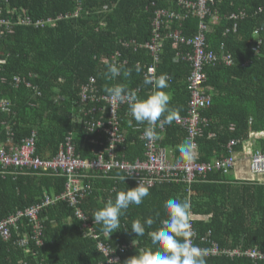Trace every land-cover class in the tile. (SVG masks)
<instances>
[{
	"label": "trees",
	"instance_id": "obj_1",
	"mask_svg": "<svg viewBox=\"0 0 264 264\" xmlns=\"http://www.w3.org/2000/svg\"><path fill=\"white\" fill-rule=\"evenodd\" d=\"M196 2V0H186ZM180 0H8L2 2L0 18L7 24L0 41V99L10 105L0 111V138L13 146L35 135L36 154L43 160L53 159L72 135L76 155L93 160V151L103 149L90 143L96 135L90 133L77 116L82 112L79 92L91 77L104 92L105 87L117 84L127 90L140 89V99L152 92L145 85L143 71L152 64L150 54L140 46L154 35L155 11L173 10L180 19L165 20L160 33L164 39L159 74L169 75L172 82L164 91L172 98L169 107L179 109V117L188 113L190 90L188 79L192 60H177L187 52L193 56V45L177 43L172 33L180 31L186 38L197 33L199 23H209L205 32L207 51L219 57L222 51L230 54L233 65L205 66L206 86L215 88L211 106L202 112L207 119L201 125L198 142V162L208 163L230 156L228 144L238 141L235 156L243 150L251 132L260 133L254 149L264 153V0H217L210 13L198 16V9L180 5ZM245 13L242 20H229L232 14ZM215 15L219 21L212 23ZM30 19L29 25L20 24ZM54 23L52 25L51 22ZM44 26L36 27L34 23ZM237 23V31H233ZM11 31V32H9ZM257 32V34H255ZM127 43L128 46H123ZM116 52L128 64L121 75L108 79L106 60ZM137 67L140 71L137 72ZM131 69V75L127 70ZM26 78L35 86L14 85L13 78ZM4 78L3 82L1 79ZM90 106L86 109H89ZM121 129L126 132L125 144L117 151L120 160H144V142L140 134L148 126L137 124L128 106L120 113ZM166 115V114H165ZM164 117L162 116L161 119ZM131 121V123H130ZM140 127V129H138ZM158 131L159 146L174 149L178 163V147L187 140V131L173 121ZM188 141V140H187ZM236 160L238 158L236 157ZM121 176L122 172H114ZM66 179L42 173H20L0 176V221L17 211L25 210L44 200L45 195L58 196L65 190ZM117 192L134 188L130 182L99 180L92 195L81 204L100 241L113 248L131 246L119 253L118 264L151 246L148 232L158 229L167 218L165 202L170 198L190 202L191 217L197 233V246L212 243L222 250L257 248L264 253V177L237 179L234 170L215 171L205 178L198 176L188 186L185 183L162 184L149 188V195L139 205H130L120 219V229L110 234L101 224H95L93 213L108 199L115 200ZM159 214V215H157ZM43 223V245L30 240L27 221L19 223L9 241L0 237V264H104L106 257L98 250L97 241L85 237L82 222L75 209L60 201L39 214ZM152 217L155 223L146 226L144 236H136L131 224L136 219ZM29 238V245L19 242ZM134 241V243H133ZM206 264H264L244 257H204Z\"/></svg>",
	"mask_w": 264,
	"mask_h": 264
},
{
	"label": "built area",
	"instance_id": "obj_2",
	"mask_svg": "<svg viewBox=\"0 0 264 264\" xmlns=\"http://www.w3.org/2000/svg\"><path fill=\"white\" fill-rule=\"evenodd\" d=\"M217 0H196V2L180 0V5L186 8H196L202 17L210 13L211 6L215 4ZM2 2H8V0H0V14ZM245 13L232 14L229 16V20H242ZM176 18L180 19V14L177 15L173 10L158 9L155 11L154 20V35L150 42L140 47L150 54L152 58V64L145 66L143 75L150 73L154 76H159V64L161 63V52L163 46V37L160 33L164 26L165 20L168 23L173 22ZM218 20V18L215 17ZM30 19H24L20 24L29 25ZM49 22H51L49 20ZM54 25L53 22H51ZM7 22L0 18V41L4 34L3 26ZM36 27L44 26L42 22L34 23ZM203 32L197 35L194 40L186 41L181 38L178 33H175L172 37L177 43L185 44L186 46L193 45L195 50L193 56H190L187 52L179 54L176 57L177 60H192V70L188 79L190 90V101L188 103L187 116L179 118L176 124L180 125L187 131V140L193 146L192 159L185 163H175L174 160L169 158V154L165 148L159 146V132L164 131V127H155V136L152 141L146 139L143 135L144 130L140 134V140L144 142V160L136 159L134 162L127 160H120V155L117 151L119 147L125 144L126 132L121 129L122 118L121 111L124 107L128 106V103H120L111 99L107 93L101 92V88L97 87V81L94 77H91L86 84H84L79 92L83 110L81 114L77 116L80 123H83L87 130L95 134L94 138H91L90 143L102 147L93 151L96 158L93 160L82 159L76 155V146L74 144L72 135H69L64 144L61 146L58 154L50 160H43L36 154V141L33 134L30 138L24 139L20 145L13 146L10 143L9 135L8 142H3L0 138V176H15L20 173H42L57 177H63L66 179L65 190L58 196L45 195L44 200L40 203L26 208L25 210L17 211L15 214L10 215L6 219L0 221V237L5 241H9L13 232L18 230L19 223L26 220L28 228L31 232H26L30 237V240L36 242L37 245H43V223L40 220L39 214L42 210L57 202H66L70 207L75 209V216L82 222L81 230L85 237L93 238L97 241L98 250L106 257L104 264H118L119 253H124L130 246L113 248L112 246L100 241V234L94 229L93 224L89 221V218L81 209L82 202L95 190V185L99 180L109 179L123 182H130L131 184L138 186L141 180L145 185H148L150 181V188L162 184L170 183H185L188 186L197 179L198 176L203 178L209 173L215 171L228 172L235 170L237 160L233 148L238 144V141L232 140L228 144L230 156L222 159H215L208 163L198 162V142L197 138L201 135V125L206 124L208 121L202 116V112L211 106L212 96L208 92L206 86L207 74L205 72V66H214L216 64H223L225 66L233 65L234 61L230 54L222 51L219 57L212 51H207V43L205 40V32H209L210 27L206 23H201ZM233 31H237V23L234 24ZM11 32V31H9ZM257 34V32L255 33ZM123 46H128L124 43ZM115 62L118 66L123 65L125 67L128 64L127 60L121 58L120 52H116L112 57L106 60V64ZM3 71L2 65H0V72ZM167 83H171L172 79L167 75ZM3 82L4 78L1 79ZM14 85L24 84L27 88H32L39 94L38 89L33 86L26 78L16 76L13 78ZM137 97L140 99V89L134 90ZM9 103L0 99V111H6L9 108ZM90 106L89 109H86ZM146 123V122H145ZM148 127V126H147ZM140 129V127H138ZM122 172L121 176H127L125 181L120 179V176L114 172ZM249 171L255 177H264V153L257 150L252 152L249 158ZM130 175V176H129ZM117 192V188L114 187L111 193ZM109 200V199H108ZM190 235L189 239L192 244L197 246V233L193 222L190 220ZM29 245V238H24L19 242L20 247H26ZM204 257L212 256H229V257H244L254 262L264 261V253L259 249L248 250H222L217 244L212 243L210 247H200Z\"/></svg>",
	"mask_w": 264,
	"mask_h": 264
},
{
	"label": "clouds",
	"instance_id": "obj_3",
	"mask_svg": "<svg viewBox=\"0 0 264 264\" xmlns=\"http://www.w3.org/2000/svg\"><path fill=\"white\" fill-rule=\"evenodd\" d=\"M122 68L123 65L118 66L115 62L110 63L107 65L105 75L108 79H115L121 75ZM136 70L139 72L140 68L137 67ZM131 71L128 69L127 74L131 75ZM167 80L166 74L157 77L145 73L143 83L151 85L152 92L144 99H139L135 91L127 90L122 84L105 87L104 91L111 99L120 103H128L129 114L137 124L147 123L148 127L145 128L143 135L152 141L156 138L155 127L157 124L163 127L180 118L179 109L169 107L170 96L164 91L168 87ZM162 116L163 119H161ZM178 151V164L192 159L193 146L187 140L179 145ZM126 177L120 176V179L125 181ZM150 184L149 181L146 186L141 180L134 188L118 191L114 201L109 199L104 207L93 213L95 224H101L110 237L111 233L120 229L119 218L124 215L129 206H139L149 195ZM164 207L167 218L162 221L158 229L148 232L151 246L139 249L136 255L127 258L123 264H206L203 251L193 245L189 239L190 202L170 198L165 202ZM154 223L152 217L145 218L143 222L141 219H136L131 224V230L136 236H144L146 226L151 228Z\"/></svg>",
	"mask_w": 264,
	"mask_h": 264
},
{
	"label": "crops",
	"instance_id": "obj_4",
	"mask_svg": "<svg viewBox=\"0 0 264 264\" xmlns=\"http://www.w3.org/2000/svg\"><path fill=\"white\" fill-rule=\"evenodd\" d=\"M197 15L199 17L201 16L199 13ZM215 17L218 18V20L214 18L212 21L213 24L219 21L220 15H215ZM207 25L210 26L209 23ZM202 32H203V29H202L201 23H199L197 33L191 37H188V38L184 37L180 31H177V32L173 31L172 33L173 34L178 33L179 36L181 38L185 39L186 41H189V40L192 41V40H194V38L197 35L201 34ZM182 45H185V44H182ZM208 92L211 94L212 97H213V95H216L218 93L215 88H209V87H208ZM168 95L170 96V99H171L172 96L170 94H168ZM158 134H159V139H160L162 134H160V133H158ZM260 136H261L260 133L258 134V133L251 132L248 141H246V143L243 147V150L241 152L237 153L236 157L238 158V160H237L236 168L234 170V176L237 179H240V178L241 179H245V178L246 179H257L249 171V158H250L252 152L257 151L254 149V144H255V140L257 139V137H260ZM166 150L169 154V158L174 160V151H173L174 149L171 148V149H166Z\"/></svg>",
	"mask_w": 264,
	"mask_h": 264
}]
</instances>
